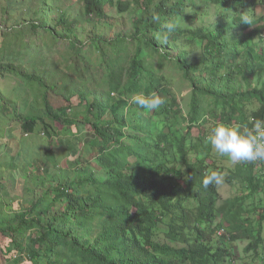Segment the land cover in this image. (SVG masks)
<instances>
[{"label":"trees","instance_id":"1","mask_svg":"<svg viewBox=\"0 0 264 264\" xmlns=\"http://www.w3.org/2000/svg\"><path fill=\"white\" fill-rule=\"evenodd\" d=\"M39 3L28 19L6 6L12 25L0 24V78L18 83L21 100L0 92V184L4 172L16 174L21 194L0 191V264H224L242 231L258 246L264 206L245 221L241 198L220 204L218 185L202 180L223 174L207 143L217 125L264 120V0H82L74 17L71 0ZM107 5L134 8L132 34L97 33L112 21ZM83 22L91 29H79ZM57 44L63 52L50 49ZM164 64L188 87L186 110ZM152 93L158 109L133 103ZM50 94L67 105L55 109ZM28 97L39 98L40 114H27ZM72 97L82 109L69 116ZM9 118L26 136L15 155L1 142ZM71 128L81 149L66 139ZM240 166L246 196L259 192L264 160ZM214 238L229 247L213 248Z\"/></svg>","mask_w":264,"mask_h":264},{"label":"rangeland","instance_id":"2","mask_svg":"<svg viewBox=\"0 0 264 264\" xmlns=\"http://www.w3.org/2000/svg\"><path fill=\"white\" fill-rule=\"evenodd\" d=\"M131 2V0H128ZM40 0H0V24L4 25L6 27H9L12 25L11 20L9 19L10 15L13 16H20L22 18L28 19L31 17L34 11L37 10L38 4ZM82 0H71V5H72V15L77 16L81 12L82 8ZM11 5H10V4ZM6 6L9 7L10 9V15L6 16L3 12V10L6 8ZM132 13L127 12V13H122L118 14L117 10L115 8H110L108 5L106 6V12L107 15H109V18H111V22H109V26H102L101 23L99 24L98 27V32L101 33L105 36L106 39H112L114 38L117 34H122L125 36H128L132 34L133 28H132V20L135 15L134 8H132ZM106 22V21H105ZM84 23V22H83ZM83 31H88L90 30V26L88 24H83L81 28ZM86 37V36H85ZM2 39L0 37V46H1ZM262 44H259L261 46ZM263 47V46H262ZM65 48V45L63 44H57L55 48H50L53 50L55 53L63 52ZM58 54H55V58L58 59L60 71H65L67 69L66 67V59L62 58L59 60L57 57ZM88 55H91L90 53ZM154 56L153 61L156 64L157 63V56L156 54H153ZM258 61L255 62L257 64ZM167 64H164L161 66L160 70L163 72L165 75H167L169 78H171V81L173 83V87H175V92L177 97L180 99V104L181 108L186 110V105L188 104V87L186 84H183L182 81L180 80V76L175 72L170 73L167 69ZM259 67L263 66V62L259 60V63L257 64ZM158 69V66H155ZM69 73V72H68ZM18 83L13 79V78H0V92L4 97H9L12 101H16L18 103L21 102V100L16 99V92L15 89L17 88ZM30 94L27 92V96ZM50 104L55 108V109H60L63 105L65 104L59 97H56L52 94L48 96ZM29 103L26 104V112L27 114H40L41 112V104L39 98L34 99L33 101H30ZM24 104V102L22 101ZM78 100L76 97L70 98V105L68 108L67 114L69 116L76 114L77 111H80L82 107L77 106ZM207 105H201L200 111L197 114L198 119H202L203 117L206 116V108ZM184 111V110H183ZM79 113V112H78ZM2 126L4 129L3 133V138H1V142L4 144L8 141L9 146L12 148V155H15L21 150V144H23V141L25 140L26 136H23L20 131L19 124L14 122V120H10V118L7 121L2 122ZM235 127V126H234ZM238 127V126H236ZM240 128V127H238ZM241 129V128H240ZM242 130V129H241ZM64 133V132H63ZM193 135H196V131H193ZM66 139L70 141L71 143L75 144L77 148H82L83 145L79 144L80 142L76 143L74 137L76 136V129L71 128V132L69 134H66ZM10 137H13V139L9 140ZM195 140V139H194ZM42 144H45V141H42ZM44 148V146H42ZM3 149L0 150V161L3 163L4 160L2 159ZM217 158L216 164L218 167L222 166L223 169V182L218 185V193L221 196V202L220 204L229 199L232 200L234 198H241L243 201L244 206L242 207L241 210L242 212V219L246 221H252V218L249 217L250 212L254 209L255 214L257 213V207H263L264 206V180H263V185L261 184L262 188L259 192L251 195V196H246L248 194V190L245 186V183L243 181H240L239 175L241 174L240 170H237L236 168L241 167V162L239 163H233L227 156H221L218 154L213 148H212V155ZM60 156L62 154H59ZM66 157L61 158L60 160V166L65 167L66 166ZM19 164L22 166V162H19ZM254 172L256 175H260V173L254 168ZM233 173H237L236 176ZM4 180L0 184V191L10 194L11 197H20V191L17 190L15 187L16 180L18 182V175L13 174V177H9L7 172H4ZM6 176V177H5ZM226 176L231 177L232 179L230 180L231 182L228 184L225 182ZM235 176V177H234ZM247 211L249 213H247ZM257 215V214H256ZM241 219V220H242ZM249 228V227H248ZM163 225L159 226V229L157 231L158 237L157 240L162 242L164 240L163 238ZM256 230V227H255ZM254 230V231H255ZM235 236L238 237V240H236L232 245L230 246L231 248V257L226 259L224 264H264V225H263V231L261 232V237L263 241L258 245V246H249L250 244L254 243V237L251 238H246V236L242 232H239ZM224 244H227L229 247V242L226 241L224 238H214L211 242V246L213 248H216L218 246H224Z\"/></svg>","mask_w":264,"mask_h":264},{"label":"clouds","instance_id":"3","mask_svg":"<svg viewBox=\"0 0 264 264\" xmlns=\"http://www.w3.org/2000/svg\"><path fill=\"white\" fill-rule=\"evenodd\" d=\"M243 23L250 24L251 20L244 16ZM133 103L139 109L152 111L158 109L163 100L155 93L138 94L133 98ZM207 143L218 154L227 156L233 163L264 160V120L256 119L251 128L244 127L242 130L225 124L217 125L207 137ZM222 182L223 174L218 171H212L202 180L204 188Z\"/></svg>","mask_w":264,"mask_h":264},{"label":"built area","instance_id":"4","mask_svg":"<svg viewBox=\"0 0 264 264\" xmlns=\"http://www.w3.org/2000/svg\"><path fill=\"white\" fill-rule=\"evenodd\" d=\"M258 162H259V160L254 161V162H249V163H257V164H258ZM223 235H224V230H220V231H218L217 234H216L217 237H221V236H223Z\"/></svg>","mask_w":264,"mask_h":264}]
</instances>
